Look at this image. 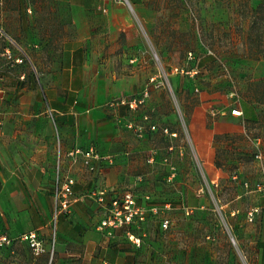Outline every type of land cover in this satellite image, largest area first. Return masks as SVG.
I'll return each instance as SVG.
<instances>
[{"label": "rangeland", "instance_id": "rangeland-1", "mask_svg": "<svg viewBox=\"0 0 264 264\" xmlns=\"http://www.w3.org/2000/svg\"><path fill=\"white\" fill-rule=\"evenodd\" d=\"M0 1L1 14L5 0ZM9 1L12 9L20 1L26 11L21 17L26 35L38 45L0 38V93L8 95L2 110L47 114L41 79L52 73L48 66L61 48L60 41L73 33L71 0ZM121 1L125 10L113 12L110 24L122 38L137 35L142 41L141 53L129 64L138 79L131 99L143 98V102L128 106V120L118 122V134L111 142L92 138V154L80 153V159L88 173L100 169L108 172L110 182L117 180L112 191L121 187L139 199L151 195V200L142 198L144 206L153 199L171 203L157 213L145 211L144 219L130 229L138 230L144 221L151 236L164 240L179 264H198L199 254L209 256L204 264H247L233 231L240 228L242 216L241 210L230 213L235 185L229 175L253 162L249 136H256L254 127L264 123L248 126L231 117L230 110L250 102L264 115V0H144L148 4L136 11L128 0ZM61 10L64 23L56 20ZM95 10L104 17L109 12L103 6ZM99 24L108 28H103L108 25L105 21ZM188 51L195 58L187 62ZM192 64L197 66L192 76L175 70L191 69ZM29 81L32 86L25 85ZM124 86L120 85L123 91ZM121 98L127 101L112 97L100 107ZM18 116L23 124L24 115ZM186 190L202 191L209 204L188 214L180 205ZM161 218L171 223L164 230L159 229ZM42 248L36 253L18 237L0 248V264H57L52 261V241ZM164 259L168 260L160 257L161 264H168Z\"/></svg>", "mask_w": 264, "mask_h": 264}, {"label": "crops", "instance_id": "crops-1", "mask_svg": "<svg viewBox=\"0 0 264 264\" xmlns=\"http://www.w3.org/2000/svg\"><path fill=\"white\" fill-rule=\"evenodd\" d=\"M12 2L4 1L0 38L4 36L15 42L19 38L21 45L37 46L38 42L28 37L24 29L21 17L26 16V11L20 1L16 9L10 8ZM127 2L132 11L148 4L144 0ZM69 5L73 33L60 41L61 48L48 66L52 73L41 79V95L52 109L53 119L44 110L3 111V98L8 95L0 93V233L14 240L24 232L35 231L42 245L47 247L52 241V261L57 264H161L160 257L168 258L162 262L179 264L171 258L172 251L164 247V240L151 236L144 221L140 222L138 230L130 229L133 225H123L111 229V233L106 226L99 225L110 199L126 191L121 187L112 191L118 183L109 181L108 172L97 169L88 173L80 159L82 155L74 150L91 148V139L95 137L111 142L118 134V122L128 120V103L133 100L131 96L138 82L135 74L130 73L133 66L129 62L138 58L142 41L137 35L126 34L122 38L115 24H110L115 13L125 10L124 1L71 0ZM101 6L109 11L105 17L96 13L95 9ZM56 20L65 22L62 10ZM101 20L108 23L103 26L107 29L99 27ZM8 83L14 84V81ZM29 84L32 86L31 81L25 85ZM121 84L125 85L124 91ZM112 97H125L127 101L121 98L119 102L100 107ZM81 102H94L96 106L90 108ZM239 108L242 115L231 117L248 126L264 123L259 106L248 102L240 104ZM18 114L24 115L23 124H20L23 117L19 118ZM254 130H257L255 135L262 138L264 147V125ZM249 140L253 152V141ZM140 149L143 150L144 145ZM66 176H72L74 182L69 210L61 211L55 183L56 179L60 183ZM229 177L235 185L229 201L235 206L230 213L241 210L242 216L240 228L233 229L237 243L247 264H264V198L256 191H247L242 184L245 180H256L257 169L251 161L233 170ZM101 191H105V203L98 200ZM140 198H136L137 202L146 213H157L158 209H168L171 205L169 201L153 199L146 207L142 198L151 200L153 197L144 194ZM208 204L202 191L186 190L181 195L180 205L188 214ZM254 207L258 210L249 220L248 214ZM168 247L170 249V244ZM208 257L199 254L198 264H204Z\"/></svg>", "mask_w": 264, "mask_h": 264}, {"label": "built area", "instance_id": "built-area-1", "mask_svg": "<svg viewBox=\"0 0 264 264\" xmlns=\"http://www.w3.org/2000/svg\"><path fill=\"white\" fill-rule=\"evenodd\" d=\"M2 1H0L1 4ZM195 57L188 51L186 60L191 61ZM192 64L191 69H184L181 67H175L176 71L184 72L185 74L193 75L197 72V66ZM137 103H142L143 98L133 99L128 103V106L133 108ZM47 113L51 119H53V111L48 106ZM230 114L232 116H241L242 110L239 107L232 108L230 110ZM249 138L253 141V163L259 177L253 182L243 181L242 184L247 191H256L260 193L262 198H264V147H262V138L259 135L249 136ZM74 152L82 153L86 156L92 154L93 148H89L87 150L75 149ZM74 182V178L72 176H66L60 183L56 179L55 189H56V197L58 199V208L61 211H67L70 207L71 202V193H72V184ZM105 191H101L99 194L98 200L102 203H105ZM107 215L101 219L100 226H106L108 228V232L111 233V229L123 225H130L133 222H138L144 219V212L146 209L138 204L137 199L134 194L129 191L124 192L120 196H114L110 199L108 205H106ZM257 208H253L249 212V220L253 219L254 213L257 212ZM170 224V220L168 218H163L160 222V228L166 229ZM29 243V245L35 250L36 253L39 250H42V244L39 240L37 233L35 231H28L21 234L19 237ZM13 238L10 237L6 233H0V248L6 245H9L12 242Z\"/></svg>", "mask_w": 264, "mask_h": 264}, {"label": "trees", "instance_id": "trees-1", "mask_svg": "<svg viewBox=\"0 0 264 264\" xmlns=\"http://www.w3.org/2000/svg\"><path fill=\"white\" fill-rule=\"evenodd\" d=\"M136 223H138V222H133V223H132V224H130V225L132 226V225H135ZM130 225H128V226H130Z\"/></svg>", "mask_w": 264, "mask_h": 264}]
</instances>
